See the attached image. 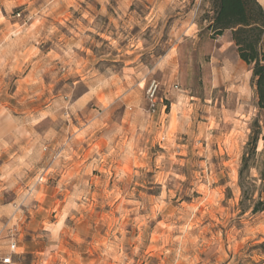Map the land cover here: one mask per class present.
<instances>
[{
  "label": "rangeland",
  "instance_id": "1",
  "mask_svg": "<svg viewBox=\"0 0 264 264\" xmlns=\"http://www.w3.org/2000/svg\"><path fill=\"white\" fill-rule=\"evenodd\" d=\"M212 16L211 0H0V255L264 264V210L241 211L238 185L264 112Z\"/></svg>",
  "mask_w": 264,
  "mask_h": 264
},
{
  "label": "trees",
  "instance_id": "2",
  "mask_svg": "<svg viewBox=\"0 0 264 264\" xmlns=\"http://www.w3.org/2000/svg\"><path fill=\"white\" fill-rule=\"evenodd\" d=\"M211 7L213 16L207 29L214 38L230 32L239 60L251 71L257 106L264 112V6L257 0H211ZM258 138L253 131L241 159L238 182L241 211L251 205L252 213L264 210V148L256 152ZM262 140L264 144V137ZM252 167H257L256 179L250 177Z\"/></svg>",
  "mask_w": 264,
  "mask_h": 264
},
{
  "label": "built area",
  "instance_id": "3",
  "mask_svg": "<svg viewBox=\"0 0 264 264\" xmlns=\"http://www.w3.org/2000/svg\"><path fill=\"white\" fill-rule=\"evenodd\" d=\"M16 254V245L11 243L9 245V253L0 255V264H11L12 262V255Z\"/></svg>",
  "mask_w": 264,
  "mask_h": 264
}]
</instances>
